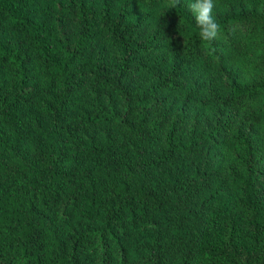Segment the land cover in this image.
I'll list each match as a JSON object with an SVG mask.
<instances>
[{"label":"trees","instance_id":"obj_1","mask_svg":"<svg viewBox=\"0 0 264 264\" xmlns=\"http://www.w3.org/2000/svg\"><path fill=\"white\" fill-rule=\"evenodd\" d=\"M0 0V264H264V0Z\"/></svg>","mask_w":264,"mask_h":264},{"label":"clouds","instance_id":"obj_2","mask_svg":"<svg viewBox=\"0 0 264 264\" xmlns=\"http://www.w3.org/2000/svg\"><path fill=\"white\" fill-rule=\"evenodd\" d=\"M179 0H172L171 8H175ZM188 7L195 17L199 35L203 41H214L218 38L221 25L213 16L216 7L215 0H191Z\"/></svg>","mask_w":264,"mask_h":264}]
</instances>
